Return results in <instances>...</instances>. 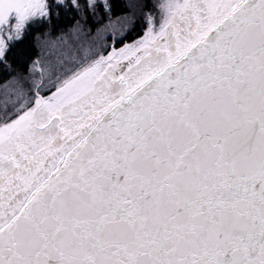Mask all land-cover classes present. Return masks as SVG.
I'll return each instance as SVG.
<instances>
[{"label": "snow or ice", "instance_id": "obj_1", "mask_svg": "<svg viewBox=\"0 0 264 264\" xmlns=\"http://www.w3.org/2000/svg\"><path fill=\"white\" fill-rule=\"evenodd\" d=\"M0 264H264V0H0Z\"/></svg>", "mask_w": 264, "mask_h": 264}, {"label": "rangeland", "instance_id": "obj_2", "mask_svg": "<svg viewBox=\"0 0 264 264\" xmlns=\"http://www.w3.org/2000/svg\"><path fill=\"white\" fill-rule=\"evenodd\" d=\"M0 85H3V81L2 80H0Z\"/></svg>", "mask_w": 264, "mask_h": 264}]
</instances>
